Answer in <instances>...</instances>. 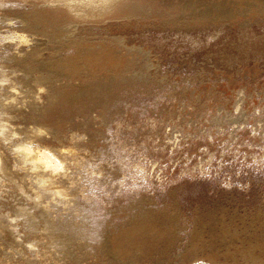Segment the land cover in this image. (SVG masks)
<instances>
[{"label": "rangeland", "instance_id": "1", "mask_svg": "<svg viewBox=\"0 0 264 264\" xmlns=\"http://www.w3.org/2000/svg\"><path fill=\"white\" fill-rule=\"evenodd\" d=\"M0 122V264H264V0H0Z\"/></svg>", "mask_w": 264, "mask_h": 264}, {"label": "bare ground", "instance_id": "2", "mask_svg": "<svg viewBox=\"0 0 264 264\" xmlns=\"http://www.w3.org/2000/svg\"><path fill=\"white\" fill-rule=\"evenodd\" d=\"M101 2V1H100ZM69 3V2H68ZM91 3V2H90ZM111 3V2H110ZM75 4V3H74ZM88 5V4H87ZM93 5V4H92ZM96 5H99V3L98 4H96ZM111 5V4H110ZM109 5V6H110ZM82 6V5H81ZM89 6V5H88ZM94 6V5H93ZM105 6H106V4H105ZM75 7H77V6H75ZM74 7V8H75ZM107 7V6H106ZM105 7V8H106ZM73 8V9H74ZM85 8V7H84ZM88 8V7H87ZM102 8V7H101ZM104 8V7H103ZM111 8V7H110ZM76 9V8H75ZM74 9V10H75ZM93 9V8H92ZM100 9V8H99ZM86 10V9H85ZM88 10V9H87ZM95 10H97V8L95 7ZM95 10H93V11H95ZM100 10H102V9H100ZM107 10V9H106ZM83 10H81V12H82ZM92 11V10H91ZM88 12H90V11H88ZM102 12V11H101ZM85 13V12H84ZM87 13V12H86ZM84 15V14H83ZM4 127V124L3 123H1L0 122V128H3ZM20 150H21V153H22V157H23V159L24 160H28V158H30V156H31V154H29V151H28V148H27V145H25L24 143L20 146ZM66 151V150H65ZM65 153V152H64ZM68 154V153H67ZM66 154V155H67ZM32 156H33V154H32ZM31 156V157H32ZM56 156H54L53 154H51V153H45L44 154V156H43V159L40 161V165H38V163H35L34 161H32L33 162V166L34 167H36V168H38V169H40V170H45V169H48V168H50V169H61V168H63V162H62V160H58L57 159V157L55 158ZM33 160L34 159H36V157L34 156V158H32ZM53 160L55 161V162H53ZM52 177V176H51ZM39 180H41L40 181V183H41V185L43 186V189H45V190H47V191H50L49 190V188L51 187L52 188V179L50 178V176L49 177H46V178H40ZM54 182V181H53ZM48 188V189H47ZM63 189V188H62ZM61 190V189H60ZM54 191H56L55 189L53 190V193H55ZM58 191V190H57ZM63 192L65 191V190H62ZM65 193V192H64ZM56 194H58V193H56ZM55 194V195H56ZM69 194V193H68ZM40 195H42V194H40ZM40 195H36L35 196V198H34V200H35V202H37L38 203V201L40 200ZM63 196V195H62ZM66 196V195H65ZM64 197V196H63ZM38 205V204H37ZM40 205V204H39ZM50 224L51 223H47V226H48V228L50 229V230H52V228L50 227Z\"/></svg>", "mask_w": 264, "mask_h": 264}]
</instances>
